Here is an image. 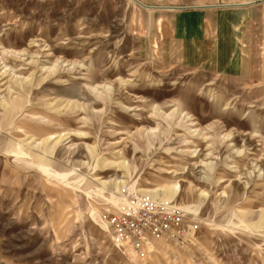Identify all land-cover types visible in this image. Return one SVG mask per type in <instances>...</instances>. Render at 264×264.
Wrapping results in <instances>:
<instances>
[{"label":"rangeland","instance_id":"obj_1","mask_svg":"<svg viewBox=\"0 0 264 264\" xmlns=\"http://www.w3.org/2000/svg\"><path fill=\"white\" fill-rule=\"evenodd\" d=\"M140 6L0 0V264H264V3ZM126 194L196 234L135 256Z\"/></svg>","mask_w":264,"mask_h":264},{"label":"built area","instance_id":"obj_2","mask_svg":"<svg viewBox=\"0 0 264 264\" xmlns=\"http://www.w3.org/2000/svg\"><path fill=\"white\" fill-rule=\"evenodd\" d=\"M107 219L113 241L135 256L143 254L151 237L186 243L199 228L180 207L143 194L119 196Z\"/></svg>","mask_w":264,"mask_h":264},{"label":"crops","instance_id":"obj_3","mask_svg":"<svg viewBox=\"0 0 264 264\" xmlns=\"http://www.w3.org/2000/svg\"><path fill=\"white\" fill-rule=\"evenodd\" d=\"M138 1L141 2L142 0H138ZM142 2H144L146 4V6H143L142 8L149 9V10H151V9H157V10L172 9V10H179V11H181L183 9H185V10L186 9H194V10H196V9H211V8H226V7H229V6H225V5L196 6V7H184V6L175 7V6H167V5L164 6L163 4H154V5H152L153 3L148 4L144 0ZM262 3H264V1H262V0H256V1H253L251 4L242 5L241 7H248L249 8V7H254V6H256L258 4H262ZM157 5H162L164 7H162V8H156ZM241 7H236V8H241Z\"/></svg>","mask_w":264,"mask_h":264},{"label":"bare ground","instance_id":"obj_4","mask_svg":"<svg viewBox=\"0 0 264 264\" xmlns=\"http://www.w3.org/2000/svg\"><path fill=\"white\" fill-rule=\"evenodd\" d=\"M133 1V0H132ZM134 2H137L139 5H141V6H143L138 0H135ZM241 5H247V4H241ZM27 66H29L30 68L33 66V64H34V62L32 61V62H27V63H25ZM25 65V66H26ZM1 70V69H0ZM5 73V71L3 72V74ZM3 74L2 75H0V78L3 76ZM3 81V80H2ZM175 184V183H174ZM175 189H177V185L175 184V187H174ZM129 251H131L130 249H128ZM132 252V251H131Z\"/></svg>","mask_w":264,"mask_h":264},{"label":"water","instance_id":"obj_5","mask_svg":"<svg viewBox=\"0 0 264 264\" xmlns=\"http://www.w3.org/2000/svg\"><path fill=\"white\" fill-rule=\"evenodd\" d=\"M133 1H135V0H133ZM262 1H264V0H262ZM251 4V3H250ZM226 6H229V7H241V6H235V5H226Z\"/></svg>","mask_w":264,"mask_h":264}]
</instances>
